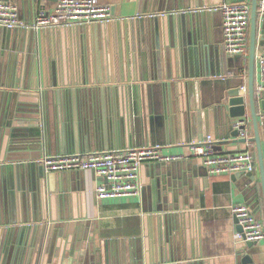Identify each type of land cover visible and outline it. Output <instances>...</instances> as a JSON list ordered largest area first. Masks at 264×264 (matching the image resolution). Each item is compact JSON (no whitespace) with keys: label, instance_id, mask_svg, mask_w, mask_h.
<instances>
[{"label":"crops","instance_id":"obj_1","mask_svg":"<svg viewBox=\"0 0 264 264\" xmlns=\"http://www.w3.org/2000/svg\"><path fill=\"white\" fill-rule=\"evenodd\" d=\"M11 1L17 4L21 21L31 25L38 7L36 1ZM99 1L115 5L116 13L127 19L139 15L140 0ZM221 1L143 0L137 49L128 30L126 60L120 52L115 82L108 81L111 78L108 73L101 77L106 79L104 83L96 81L91 24L57 29L16 27L9 45L18 48L17 54L6 59L0 54V79L6 60V82L15 76V82L19 83L17 88L0 86L1 93L13 91L20 99L12 112V122L20 127V133L26 132L21 127L43 125V154L61 153L53 150L57 147L60 151L57 138L61 118L69 116L71 124L74 119L78 121L83 152L154 145L159 141L164 153L189 156V143L198 135L187 140L181 138V114L185 112L182 107L174 113V124L168 131L171 111L165 97L166 81L172 77L189 83L188 111L192 115L197 107L207 108L221 97L224 80L241 81L248 86V57L225 54L222 13L210 9ZM42 4L50 12L56 0H44ZM258 10L257 88L264 85L261 61L264 44H260L264 42V12L259 7ZM156 11H175L174 18L147 16ZM41 29H44L42 36ZM79 32L83 34L80 37ZM1 34L2 26L0 46ZM29 48L39 51L49 69L50 84L42 86L41 91L30 88ZM85 54L89 73L84 72ZM124 63L128 76L125 80ZM236 72L239 78L234 77ZM73 87L77 90L75 118L71 104L67 106ZM134 97V107L131 104L129 111L126 100ZM246 101L251 120L248 97ZM1 104L0 99V119ZM258 110L264 140V109L260 105ZM25 118H37L40 122ZM249 131L252 135V121ZM55 135L56 141L52 143ZM14 144L25 145L24 141ZM234 145L236 149L229 151L225 144H213L219 153L248 148L246 141ZM251 147L256 151L255 143ZM4 163L10 171V187L18 183L20 192L26 190V193L21 209L17 207L13 211L8 199L0 195V264H264V241L242 248L243 244L234 238L239 229L231 212L234 204L248 205L254 183H260L257 170L255 181H250L249 173L238 177L235 173L206 176L207 184H202L201 189L200 173L204 165L200 160L187 157L150 161L141 167L143 186L139 194L99 199L95 188L106 181L91 169L45 171V178L34 179L29 190L23 162L5 160ZM186 172L188 183L183 180ZM158 181L163 188L162 203L154 193ZM157 206L164 209L158 210ZM257 207L256 215L264 219V202L260 196ZM245 254H250L253 261L243 262Z\"/></svg>","mask_w":264,"mask_h":264},{"label":"water","instance_id":"obj_2","mask_svg":"<svg viewBox=\"0 0 264 264\" xmlns=\"http://www.w3.org/2000/svg\"><path fill=\"white\" fill-rule=\"evenodd\" d=\"M142 1L139 2L138 16H133L131 18H125L123 16H119L116 13L115 5L111 6V16L112 19L104 22H95L91 24L90 34L92 37V62L95 65V75L96 81H100L102 83L105 82L106 79H102L101 77L108 73L111 78L108 79L109 82H115V75L119 71V55L122 52L123 59L126 60V50H125V42H126V32L129 30L131 33V40L134 48L137 49L138 38H139V20L143 19L142 15ZM258 0H252L251 7V17H250V51L248 60V86L247 91L242 90V86L244 85L241 81H236L235 83H230L227 79L225 81L224 88L222 89L221 97L216 100V102L207 108H199L197 107V111L194 114H190L188 111V105L191 103L190 98L188 96V88L189 83L185 80H177L170 79L165 83V97L167 99L169 110L171 111V119L170 126H167L168 131L172 129L173 120L175 118V114L177 109L182 107L185 109V112L181 114V123H180V134L182 139H189L194 136L203 137L206 135H210L213 139V143L225 144L227 146V150L233 151L236 148L234 144L239 142L252 141L256 146V169L249 172H237L234 175L241 176L244 173H249L250 181H255L256 179V170L259 174L260 183H254L253 190L254 193L251 195L248 205L252 208L255 214H257L258 207L257 204L260 198H263L264 202V140L261 136L260 131V120H259V110L258 107L261 105V108L264 109V89L261 91H257L256 87V72H257V55H256V38L259 29L258 23ZM20 17V12H19ZM169 17H173V14H170ZM21 19V18H20ZM148 25V24H147ZM80 31V26H77ZM129 27V29H128ZM30 29L31 27H25ZM15 29V28H14ZM18 29V27H17ZM57 29V28H55ZM44 29L40 30L41 36L43 34ZM2 41L0 46V54L4 56L6 59L11 54H17L18 48L16 46H10L9 42L12 39L13 29H9L6 27H2ZM80 35H83L79 32ZM15 36V35H14ZM147 37V34H146ZM13 40V39H12ZM147 40V38H146ZM260 44H264L261 41ZM80 52L82 53V43H79ZM10 49L13 52H10ZM125 50V51H124ZM86 55V54H85ZM27 58L28 62L31 65V80H30V88L35 90H40L42 86H48L49 79L47 78V66L45 64V59L42 58L39 54V51H33L31 48L27 50ZM86 60V67H84V72L89 73L88 68V58L84 56V61ZM6 71H7V62L3 63L0 86H6L11 88L19 87V83L14 80H7L6 82ZM124 79H127V69L126 64L124 63ZM239 78V73L236 72L234 77ZM87 80L89 78L87 76ZM57 85V83H54ZM162 85V84H161ZM69 90V89H67ZM69 92V91H67ZM71 97L67 100V106L69 103L71 104L73 118H75L77 111V90L73 87L70 88ZM61 92H57L58 94V106L60 103L61 108ZM249 98V112L251 114V121L253 124V134L244 138L240 136L239 129L234 125V119L239 117H246L248 113V106L246 98ZM0 99L2 100L1 104V119H0V195L2 197L8 199L11 211L15 208L21 209V206L24 202V193L20 192L18 183H14L12 187L9 184V169L8 164H5V160H19L23 162V171H24V179L27 180V187L29 190L32 188V182L35 180H41L45 178V170L42 164L38 163V159L43 156V146L45 137L43 135L44 127L43 125H34L24 128L21 127L22 130L25 129V133H20V127L14 125L12 112L17 109L19 106V100L16 94L13 91H3L0 92ZM134 98L129 101L126 100V107L129 102V111L130 106L134 107ZM66 100V99H65ZM18 101V102H17ZM66 105V103H65ZM66 106V109H67ZM39 108V106H38ZM191 108V107H190ZM33 111V110H32ZM59 113V112H58ZM173 113V114H172ZM135 114L133 113V116ZM66 117V116H65ZM17 116L14 117V120ZM134 118L135 128H136V118ZM29 119L30 122L38 121L37 118H25ZM17 120V119H16ZM69 116L65 118H61V132L59 133V137L57 138V146L60 151L56 149L53 152H61L62 153H71V152H83L80 147V134H79V126L78 121L74 119V122L71 124ZM72 128V129H71ZM43 129V130H42ZM125 135L124 129H122ZM43 136V138H42ZM145 136V135H144ZM197 138V137H196ZM87 139V138H86ZM18 141H24L22 147L16 146L14 143ZM56 135L52 137V143H55ZM59 142V144H58ZM43 144V145H42ZM87 144H89V139H87ZM153 144H161V142L157 141ZM58 149V150H59ZM74 151H73V150ZM60 154V153H59ZM3 156V157H2ZM19 167V166H18ZM201 176V189L202 184H207L206 176H209L207 168L202 167ZM20 173V172H19ZM253 173V174H252ZM47 178V176H46ZM188 173H184L183 180L185 183L187 182ZM252 190V187H250ZM153 192V191H152ZM154 193L158 197L159 201L162 203L163 199V188L158 181L157 188L154 189ZM29 194V192H28ZM32 194V193H31ZM152 194V193H151ZM160 203V204H161ZM158 210H163L164 207L157 206ZM16 221V220H15ZM235 222L237 223V219L235 218ZM237 228L241 230V226L237 223ZM258 242L255 241H247L243 242L242 248L252 247ZM243 262H251L253 258L250 254H245L243 256Z\"/></svg>","mask_w":264,"mask_h":264},{"label":"built area","instance_id":"obj_3","mask_svg":"<svg viewBox=\"0 0 264 264\" xmlns=\"http://www.w3.org/2000/svg\"><path fill=\"white\" fill-rule=\"evenodd\" d=\"M38 7L31 25L24 24L18 12V6L11 0H0V26L14 29L18 26L40 28H59L74 25H89L112 19L111 5L99 0H56L53 11H47L44 0H35ZM252 0H222L210 9L222 13L223 48L226 55L243 54L249 56V28ZM258 7L264 12V0H258ZM175 11H156L148 17H165ZM264 63V57H261ZM264 89L260 84L257 91ZM247 91V86H242ZM251 120L248 116L234 119L240 136L250 137ZM248 148L236 152L219 153L214 149L210 135L190 141L189 156L185 154H166L159 144L131 146L125 149H105L91 152H71L43 154L37 161L45 171H69L91 169L106 182L96 186L99 199L137 195L142 190L141 167L150 161L167 162L183 160L187 157L198 159L207 168L209 175L234 174L256 169V154L250 149L252 141L246 139ZM231 212L241 226L234 238L237 243L264 241V220L259 218L245 203L231 206Z\"/></svg>","mask_w":264,"mask_h":264},{"label":"trees","instance_id":"obj_4","mask_svg":"<svg viewBox=\"0 0 264 264\" xmlns=\"http://www.w3.org/2000/svg\"><path fill=\"white\" fill-rule=\"evenodd\" d=\"M254 144V142H252V145ZM251 150L255 151V148L253 149L252 147L250 148ZM264 220V219H263Z\"/></svg>","mask_w":264,"mask_h":264}]
</instances>
